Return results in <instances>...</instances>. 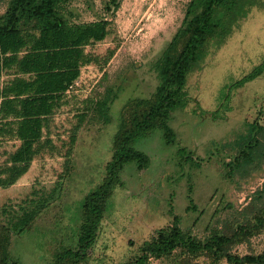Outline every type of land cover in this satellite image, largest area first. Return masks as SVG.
Here are the masks:
<instances>
[{"label": "rangeland", "instance_id": "374dc122", "mask_svg": "<svg viewBox=\"0 0 264 264\" xmlns=\"http://www.w3.org/2000/svg\"><path fill=\"white\" fill-rule=\"evenodd\" d=\"M190 1L71 0L66 6L70 22L105 19L109 34L87 47L100 63L82 69L53 119L55 149L37 157L15 185L0 188V223L12 231L10 254L20 264H52L57 252L77 244L82 203L104 179L125 110L153 99L158 65L182 28ZM10 4L0 0V18ZM236 7L233 16L220 19L205 56L189 74L184 107L166 122L173 143L157 129L135 144L150 165L125 167L82 264H125L175 216L184 231L204 240L214 228H237L251 218L253 212L246 211L251 203L255 209L263 205L264 73L243 87L238 84L264 64V0H244ZM259 129V148L249 159L241 158ZM19 145L0 139V165ZM25 216L30 223L20 233L18 221ZM234 251L261 254L264 231ZM181 260L176 254L151 264ZM191 264L209 262L200 258Z\"/></svg>", "mask_w": 264, "mask_h": 264}, {"label": "trees", "instance_id": "16d2710c", "mask_svg": "<svg viewBox=\"0 0 264 264\" xmlns=\"http://www.w3.org/2000/svg\"><path fill=\"white\" fill-rule=\"evenodd\" d=\"M71 0H11L0 18V139H15L19 147L0 165V188L15 185L43 153L55 149L51 126L56 114L67 104V93L78 81L82 69L100 63V57L86 49L103 42L109 34L108 20L90 23L69 21L66 6ZM244 0H191L182 28L176 33L158 65L159 85L152 100L130 104L122 127L114 138L111 161L102 183L90 192L81 206L82 220L74 248L56 253L52 264H82L96 242L109 201L121 185V173L127 165L139 170L149 167L150 159L134 146L164 131L166 141H174L168 127L170 114L185 105L188 76L205 56L220 19L233 16ZM237 19V18H236ZM114 52L105 58L107 63ZM264 73V64L238 85L245 86ZM7 77V80H5ZM259 129L240 155L249 159L260 146ZM75 136L71 143H75ZM244 150V149H243ZM237 228H214L201 240L184 231L177 216L171 226L159 229L145 241L136 255L125 264H151L179 254L180 264L206 258L209 264H264L261 254H239L234 248L264 231V203ZM30 218L18 221L20 233ZM12 231L0 223V264H20L10 254Z\"/></svg>", "mask_w": 264, "mask_h": 264}, {"label": "crops", "instance_id": "0c3cea01", "mask_svg": "<svg viewBox=\"0 0 264 264\" xmlns=\"http://www.w3.org/2000/svg\"><path fill=\"white\" fill-rule=\"evenodd\" d=\"M259 78V77H258ZM255 81V80H254ZM140 151V150H139Z\"/></svg>", "mask_w": 264, "mask_h": 264}]
</instances>
